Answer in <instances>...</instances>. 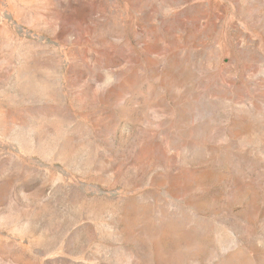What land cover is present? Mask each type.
<instances>
[{
    "label": "rangeland",
    "instance_id": "374dc122",
    "mask_svg": "<svg viewBox=\"0 0 264 264\" xmlns=\"http://www.w3.org/2000/svg\"><path fill=\"white\" fill-rule=\"evenodd\" d=\"M0 264H264V0H0Z\"/></svg>",
    "mask_w": 264,
    "mask_h": 264
}]
</instances>
